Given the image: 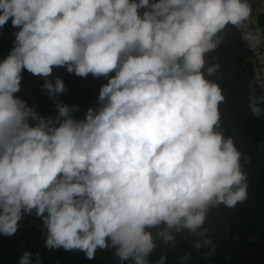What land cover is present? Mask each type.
I'll use <instances>...</instances> for the list:
<instances>
[{
  "label": "clouds",
  "instance_id": "obj_1",
  "mask_svg": "<svg viewBox=\"0 0 264 264\" xmlns=\"http://www.w3.org/2000/svg\"><path fill=\"white\" fill-rule=\"evenodd\" d=\"M9 20L17 30L0 60V236L35 216L46 249L87 260L112 249L115 264H165L164 252L149 257L174 249L184 231L194 250L207 248L205 260L214 254L204 225L218 206L247 200L249 158L225 134L226 89L209 54L232 29L257 53L247 108L264 117V28L252 2L0 0V29ZM54 67L106 80L82 118L58 99L66 88L49 79ZM23 71L43 79L54 115L15 95ZM17 264H42L41 255L25 250ZM175 264H193L190 253Z\"/></svg>",
  "mask_w": 264,
  "mask_h": 264
},
{
  "label": "trees",
  "instance_id": "obj_2",
  "mask_svg": "<svg viewBox=\"0 0 264 264\" xmlns=\"http://www.w3.org/2000/svg\"><path fill=\"white\" fill-rule=\"evenodd\" d=\"M10 20L0 29V60L13 46V33ZM250 50L239 41L232 29L224 42L210 56L218 58L221 64L218 81L226 89L225 102L220 106L222 125L225 134L232 135L237 147L249 160L242 164L247 172L248 197L243 204L234 208L218 206L209 213L204 227L206 235L215 245V253L206 260L201 253L207 248L194 250L195 237L187 231L177 236L173 248L163 246L149 257L157 259L161 252L166 254L165 264H175L183 252L190 253L193 264H264V117H254L247 108L248 84L252 81V68L247 62ZM60 77L66 91L58 99L68 105H78L74 116L82 118L89 106H95L99 87L106 83L103 77L84 78L68 73L63 67H54L49 79ZM212 79H216L215 75ZM20 91L15 95L36 105L42 115H54V101L42 89L43 79L22 72ZM259 94V90H257ZM20 227L12 237L0 236V264H17L23 251L39 252L42 264H115L112 249H97L93 260L85 259L83 253L63 249H46L43 246L44 233L41 222L35 216H24ZM35 257H33V260Z\"/></svg>",
  "mask_w": 264,
  "mask_h": 264
},
{
  "label": "built area",
  "instance_id": "obj_3",
  "mask_svg": "<svg viewBox=\"0 0 264 264\" xmlns=\"http://www.w3.org/2000/svg\"><path fill=\"white\" fill-rule=\"evenodd\" d=\"M250 2H252L253 4V8H254V17L256 18L258 24L264 28V12H261V13H256L255 12V9L260 7L261 5V0H250ZM234 30V29H233ZM235 31V30H234ZM236 35L239 39V34L238 32H236ZM240 41V39H239ZM258 52H264V48L258 50ZM248 63H250L251 65V68H252V80H253V76H254V73L256 72L257 68L260 66L259 65V62L257 60V53H253L252 51H250V54L248 56V58L246 59ZM259 90V89H258Z\"/></svg>",
  "mask_w": 264,
  "mask_h": 264
}]
</instances>
